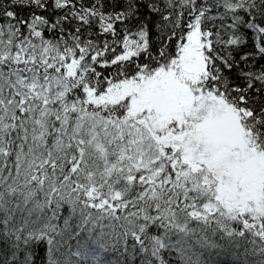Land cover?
<instances>
[{"label":"snow or ice","instance_id":"obj_1","mask_svg":"<svg viewBox=\"0 0 264 264\" xmlns=\"http://www.w3.org/2000/svg\"><path fill=\"white\" fill-rule=\"evenodd\" d=\"M0 264H264V0H0Z\"/></svg>","mask_w":264,"mask_h":264}]
</instances>
